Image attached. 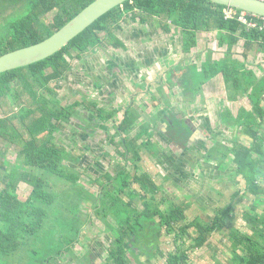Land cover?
Returning a JSON list of instances; mask_svg holds the SVG:
<instances>
[{"label": "trees", "instance_id": "trees-1", "mask_svg": "<svg viewBox=\"0 0 264 264\" xmlns=\"http://www.w3.org/2000/svg\"><path fill=\"white\" fill-rule=\"evenodd\" d=\"M10 1L15 7L20 4L27 7L28 12L11 23L10 33L0 39V57L48 39L95 0H31L32 5L27 3L29 0ZM226 8L209 0L127 1L97 20L54 56L0 74L3 115L0 143L6 146V151L9 145L19 146V163L24 167L20 169L5 162L8 168H0V264H56L59 259H65L91 218L87 214L85 221L82 220V209L87 204L90 206V202L91 212L113 231L109 236L113 240L108 246L106 264H144L142 256L148 253L157 259L160 230L173 236L175 243V251L165 254L164 264H193V254L198 255L214 234L222 232L228 234L225 245L231 253V264H264V76H257L247 63L255 46L258 54L264 53V30L260 25L250 27L238 19H226ZM53 12L55 16L49 20ZM132 23L167 33L177 29L186 54L197 47L200 34L217 32L219 46L227 47L224 58L215 60L211 51L200 65L190 64L186 71L183 69L180 82L190 85L184 92L191 96L192 102L207 83L218 79L231 87L230 99L235 98L237 102L240 95L250 102L251 107H242L235 117L230 110L222 114L224 122L241 129L248 143L236 138L234 146L225 152L214 145L204 156L225 165L230 158L237 174L243 177L245 188L232 194L230 204L217 207L210 223L201 217H190L189 201L169 202L156 178L148 172L140 174L138 168L130 174L125 166H120L115 177L105 173L91 180L102 186L98 197L78 183L83 176L78 171L82 157L56 141L67 130L78 107L92 111L94 126L99 120L109 123L114 119L115 112L105 111L94 103L63 105L52 84L62 82L72 73V58L82 59L97 48L126 50L118 33L123 32L124 24ZM240 42H243V61L234 59ZM260 70L264 71V64ZM133 114L130 108L126 110L122 122L116 126L117 135L129 133L135 122ZM161 116L166 124V136L182 148L189 147L197 131L187 114L168 107ZM149 126L142 127L138 139L124 138L118 144L116 134H110L108 143L122 145L126 151L120 155L126 161L131 153L135 161H140L143 148H156L152 145L154 136ZM144 137L146 140L139 144ZM0 155L7 154L0 149ZM83 172L87 173V169ZM114 181H119V188L113 190L108 184L115 185ZM21 183L32 188L26 199L17 192ZM130 189L135 195L130 194ZM239 196L250 203L247 209ZM126 208L131 211L128 220L123 217ZM237 213L243 219L239 226L235 224ZM86 254L93 262L98 259L90 249ZM216 264L223 263L217 260Z\"/></svg>", "mask_w": 264, "mask_h": 264}, {"label": "rangeland", "instance_id": "rangeland-1", "mask_svg": "<svg viewBox=\"0 0 264 264\" xmlns=\"http://www.w3.org/2000/svg\"><path fill=\"white\" fill-rule=\"evenodd\" d=\"M27 3L33 4L31 0L27 1ZM27 10L28 8L26 7L25 9L21 4L15 7L10 0H0V39L10 33L11 23L25 16L28 12ZM54 16L55 12L49 14V20ZM118 35L125 42L126 50L97 48L94 51H89L82 59L72 58L73 74L66 79V82L63 80L59 83H53L52 87L58 91V99L61 100L63 105L82 104L83 101L94 100L95 103L102 105L105 111L114 110L115 107H120L122 104L126 107L129 106L132 104L130 100L132 97L133 103L138 106L139 115L142 116L139 124L150 125V130L154 136L152 145L156 146V148H143L140 161H135L132 155L126 161L120 155L126 151L124 147L108 143L110 134H116V128L113 123L117 124V121L121 120L120 117H117L116 122L103 123L99 120L98 125L94 126L92 125V119H95L94 114L83 107H78L77 113L67 126V130L59 134L56 137V141L70 152L75 151L73 154L76 156L82 157V162L78 165L80 167L78 171L83 176L78 183H80L82 188H89L98 197L102 186L99 183H91V180L99 179L105 173H110L115 177L120 166H125L126 172L130 174H134L135 168H138L140 169V174L148 171L153 174L152 176L156 178L158 184L163 187L164 198L169 202L178 204L189 201L193 206L189 213L190 217L198 215L203 220L211 222L216 216L215 210L219 207V204H214V201L219 202L222 198L225 200L226 196H230L235 190L243 189L244 179L242 176L235 177L229 174V171L226 175H221L220 166L224 165L217 164L211 159L206 160L204 156L214 145H217L225 152L227 148L234 146L236 138L248 143L247 137L244 136L238 126L223 123L221 118L226 110H233L234 117L235 115L237 116V110L240 107H249L250 102L247 98L242 99L238 95L240 103L234 104L232 107L228 106L227 103L231 102H227L226 99L227 97H232V93L229 91L231 87L226 86V89H224V87L218 86V79L217 81L211 80L212 84L207 83L203 88V92L195 94L194 101L191 102V96L184 92V89L189 88L190 85L181 84L180 80L182 79L183 69L186 71L190 64L200 65L209 55V52L219 51L218 34L217 32L200 34L197 47L190 54L184 52L182 35L175 28L167 33L163 30L151 29L149 26H141L139 23H132L130 25L124 24L123 32H119ZM240 47L243 48L242 46ZM240 47L237 46L235 52L242 51ZM257 54L258 47L255 46L251 51L250 60H252V66L258 71L257 65H254L258 62ZM213 58L221 60L224 55L221 54L219 57L216 55ZM115 59L124 62L123 67H117L113 70V73L119 77L112 82L119 84V89H112L107 96L100 95L96 87L97 82L93 78L108 76L113 67L111 62ZM148 59L153 60L152 65L144 66L143 62H147ZM234 59L241 61L242 57L236 54ZM125 64L137 67V69L142 68L139 71L142 75L141 78L133 74ZM263 73L262 76H264ZM214 84H218L216 85L217 88L215 86L211 90ZM194 85L197 88L200 87L196 81H194ZM163 88H168L169 91L165 96L161 95ZM111 92L113 95H110ZM238 96L235 95L236 98ZM127 98H129V101L126 100ZM230 101L235 102L236 100L234 98L230 99ZM168 107L179 114H187L190 124H193L195 131H197L190 140V146L187 148H182L179 143H175L165 135L163 116L159 115V110L161 111V109ZM124 111L120 114L123 115ZM2 116L0 110V117ZM101 124H106L111 133H107L108 130H104L106 125L102 126ZM182 126L184 127V124ZM139 130L138 128L128 135H130V138L138 139ZM123 135H116L118 144L123 142L124 136H127ZM142 140L138 141V143L141 144ZM5 148L6 146L0 143V149L7 154L5 156L0 155V168H8L5 162L20 169L24 168L19 163L21 162L19 158L20 147L9 145L8 151ZM227 163H232L230 158ZM230 167H234V164L230 165ZM84 169H87V173L83 172ZM222 177L224 183L219 182L217 184V181ZM240 180L243 182L238 184ZM101 181L107 183L105 180ZM56 182L61 184L59 181ZM118 183L119 181L115 182V185L108 184L109 188L113 190L114 188H119ZM223 189H225L226 193H224ZM31 190L32 188L29 185L21 183L17 192L19 196L26 199L29 197ZM129 191L131 195H135L132 193V189ZM238 198L244 208L247 209V200H242L240 196ZM139 206L143 208L141 204ZM166 206L168 208L167 204ZM120 207L123 209V205ZM82 211L84 212L83 221H85L87 214H90L91 218L83 227L80 240L72 252H67L65 259H59L56 264H106L108 246L113 240L109 236L113 231L108 228L101 218L96 217L95 213L91 212V202L90 206L87 204ZM120 213L124 215L123 212L120 211ZM123 217L128 220L131 217V211L126 208L125 216ZM239 220H241L240 216ZM110 222L114 223L115 221L110 220ZM238 223L241 225L243 221H238L237 226H239ZM65 227L66 229L68 228V223L65 224ZM159 236L161 244L158 248V252H160V260H158L161 263L167 252L175 251V243L173 236L167 235L165 231L160 230ZM89 249L98 256V259L94 262L86 254ZM206 253L207 248L203 249L199 255L195 252L192 256L193 264H205ZM144 255L142 256L144 264H156L158 262V260L151 261ZM198 257L202 259L199 260ZM131 260L133 261V259Z\"/></svg>", "mask_w": 264, "mask_h": 264}, {"label": "water", "instance_id": "water-1", "mask_svg": "<svg viewBox=\"0 0 264 264\" xmlns=\"http://www.w3.org/2000/svg\"><path fill=\"white\" fill-rule=\"evenodd\" d=\"M127 1L131 0H95L48 39L1 56L0 74L28 67L54 56L97 20ZM209 1L220 6L232 7L264 17V2L260 0ZM163 128L165 132L166 124L164 123Z\"/></svg>", "mask_w": 264, "mask_h": 264}, {"label": "crops", "instance_id": "crops-1", "mask_svg": "<svg viewBox=\"0 0 264 264\" xmlns=\"http://www.w3.org/2000/svg\"><path fill=\"white\" fill-rule=\"evenodd\" d=\"M239 47L240 46H243V42H240V44L238 45ZM218 48H219V51H217V52H214V57L217 55V57H219V56H221V54L222 55H225V53H226V50H227V47H220L219 46V43H218ZM241 48V47H240ZM242 49V51H239V52H235L236 54H239L241 57H242V52H243V48H241ZM251 58V57H250ZM250 58H249V60L247 61V63L249 64V66L251 67V68H254L255 69V67H253L252 65V60H250ZM216 60V59H215ZM217 60H219V59H217ZM241 61H243V57H242V59H241ZM112 64H111V66H113L112 68H111V71H110V73L108 74V76H106V77H104V78H97L96 77V79H98V80H100V81H97L96 79H94L93 78V80H95L96 82H97V84H96V87H97V89L99 90V92H100V95H108L109 94V92L110 91H112V89L113 90H118L119 89V84H116L115 82L113 83L112 81L115 79H117V77H119V76H116V74L115 73H113V70L115 69V68H117V67H123L124 66V62L123 61H120L119 59H115V60H113L112 62H111ZM144 63V66H149V65H152V63H153V60H151V59H148L147 60V62H143ZM257 64H254V65H257L256 66V68H258V70L259 71H257L256 69H255V71H256V73H257V76L259 75L260 77L262 76V73H263V71H261L260 70V65L261 64H264V53H261V54H258V62H256ZM261 63V64H260ZM125 66L127 67V68H129V70L133 73V74H135L137 77L139 76L140 78H141V74H140V72L139 71H141L142 70V68H140V69H137V67H132V66H130V65H128V64H125ZM73 73H70L67 77H66V79L67 78H69V76H71ZM264 74V73H263ZM66 79H65V82H66ZM106 82H107V84H106ZM217 82H219V85L218 84H216V85H218V86H220V87H224V89H226V85H225V83H223L222 82V80H219V81H217ZM108 84H109V86H108ZM112 84V85H111ZM62 85H64V84H62ZM216 85H213L212 87H211V90H213V87L215 88V86ZM112 86V87H111ZM114 87V88H113ZM216 88H217V86H216ZM216 90V89H215ZM227 92V91H226ZM169 93V91H168V88H163V90H162V96H165V95H167ZM113 95V93L111 92L110 93V95ZM227 96H226V94H225V98H226ZM130 98V97H129ZM129 98H127L126 100H128ZM223 99V98H222ZM228 99V100H227ZM227 99H226V101L227 102H231V103H227L228 104V106H230V107H232V105H234V104H238V103H240V101L238 100L237 102H232V101H230V99L227 97ZM132 102V104H130L129 106H124V104H122L120 107H115L114 108V110H111V111H108V112H115L116 114H115V117H114V119L112 120V122H116V120H117V117L119 116L120 117V121L118 120L117 121V124H115V123H113V125L115 126V128H116V126H119L120 125V123L122 122V120H123V117H124V113H126V110L127 109H129L130 108V110L131 111H133L134 112V120H135V122H134V125L132 126V128L130 129V131H129V133H125L124 135H127V136H124V138L125 139H133V138H130V135H128V134H130V132H134L135 130H137L138 128L140 129L139 130V133H140V131H141V129H142V127L144 126V125H140L139 123L141 122L140 121V118L142 117L141 115H139V109H138V106H136V104L135 103H133V98L131 97V99H130ZM129 101V100H128ZM223 101H225L224 99H223ZM81 102V101H80ZM134 102H135V100H134ZM84 103H94V104H96V105H98L100 108H102L103 106L102 105H99L97 102L95 103L94 102V100H92V101H83V104ZM137 103H138V100H137ZM226 104V103H225ZM231 104V105H230ZM126 107V108H125ZM251 106H249V107H245V108H250ZM102 109H104L105 110V108H102ZM241 109H242V107H240L238 110H237V115L240 113V111H241ZM125 110V111H124ZM165 109H161V111L159 110V115H161V113L164 111ZM122 111H124V113H123V115L122 114H120ZM227 111V110H226ZM231 112L233 113V115H234V111L233 110H231ZM121 115H122V118H121ZM236 116V115H235ZM221 120L223 121V119L221 118ZM223 123H226V124H232V123H230V122H224L223 121ZM102 126H105L106 124H101ZM147 124H145V126H146ZM149 125V124H148ZM234 125V124H233ZM237 126V125H236ZM105 128L106 129H104V130H108V132L107 133H111L110 132V129L108 128V126L106 125L105 126ZM115 133H116V130H115ZM114 133V134H115ZM138 133V134H139ZM121 134H123V133H121ZM121 134H119V135H121ZM137 134V135H138ZM117 135V134H116ZM119 135H117V136H119ZM195 135V134H194ZM146 140V138L144 137L143 138V140H142V142L143 141H145ZM141 142V143H142ZM130 155H132L133 156V154L131 153ZM130 155H128V157H130ZM207 160V159H206ZM231 161V160H230ZM215 162H217V161H215ZM217 164H221V163H219V162H217ZM224 166H220L221 168V170H220V173H221V175H226L227 173H228V171L230 172L229 174H232V175H234L235 177H241V176H239L237 173V169H236V166H234V167H230V165H233V163H231V164H223ZM148 173H150L151 175H153L151 172H149L148 171ZM218 178H220V177H218ZM233 181H235V179H233ZM224 183L223 182V177L220 179V180H218L217 181V184L218 183ZM243 181L242 180H240V183H238V184H241ZM228 183V182H227ZM237 184V183H236ZM232 187V186H231ZM243 189H241V190H244L245 188L244 187H242ZM232 189V188H231ZM218 191V190H217ZM223 191H224V193H226V191H225V189H223ZM239 191V190H238ZM236 192V190L233 192V193H235ZM227 198L224 200V198H222L219 202H215L214 201V204H219V207H225V206H227L228 204H230L231 203V201H232V194L230 195V196H226ZM250 203L248 202V205H249ZM193 207V206H192ZM191 207V208H192ZM250 207V206H249ZM239 216H240V218H241V220H239ZM194 218H196V217H200V216H193ZM236 217H237V219H236V222L235 223H237L238 221H242L243 219H242V217H241V214L240 213H237V215H236ZM214 219V218H213ZM212 221V220H211ZM206 222H209V221H206ZM210 223V222H209ZM227 233H225V232H222V233H220V234H214V236H213V238L210 240V242H209V244L205 247V248H207V253H206V260H205V264H216V262H217V260L219 261L220 260V262L221 263H223V264H231V262H232V258H231V253H230V251H228V245H225L226 244V242H227ZM205 248H203V249H205ZM202 249V250H203ZM201 250V251H202ZM201 251H199V253H198V255L200 254V252ZM165 256V255H164ZM202 259V258H201ZM160 260V259H159ZM159 260H158V262H159ZM157 262V264H163V262H164V257H163V259H162V261H161V263L159 262L158 263ZM202 262V261H201ZM200 262V263H201ZM203 264V263H202Z\"/></svg>", "mask_w": 264, "mask_h": 264}, {"label": "built area", "instance_id": "built-area-1", "mask_svg": "<svg viewBox=\"0 0 264 264\" xmlns=\"http://www.w3.org/2000/svg\"><path fill=\"white\" fill-rule=\"evenodd\" d=\"M263 1L264 0H260ZM225 18L228 20L238 19L240 22L244 24H248L250 27H256L260 25V29L264 30V17L251 14L249 12L238 10L236 8L227 7L224 10Z\"/></svg>", "mask_w": 264, "mask_h": 264}, {"label": "flooded vegetation", "instance_id": "flooded-vegetation-1", "mask_svg": "<svg viewBox=\"0 0 264 264\" xmlns=\"http://www.w3.org/2000/svg\"><path fill=\"white\" fill-rule=\"evenodd\" d=\"M115 223V222H114ZM149 250V249H148ZM159 253V257L157 258V259H155V257L153 256V257H151L150 255H149V253L148 254H145L144 256H146L147 257V259H150L151 261H153V260H158V259H160V252H158ZM150 263H152V262H150ZM154 264V263H153Z\"/></svg>", "mask_w": 264, "mask_h": 264}]
</instances>
